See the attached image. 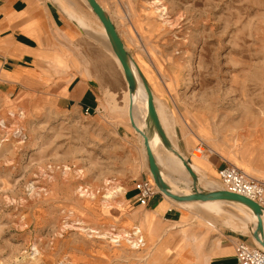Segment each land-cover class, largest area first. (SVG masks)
Returning <instances> with one entry per match:
<instances>
[{"label":"rangeland","instance_id":"obj_1","mask_svg":"<svg viewBox=\"0 0 264 264\" xmlns=\"http://www.w3.org/2000/svg\"><path fill=\"white\" fill-rule=\"evenodd\" d=\"M40 1L64 20L51 46L61 65L52 60L55 81H90L99 102L89 114L63 111L53 93L11 95L0 78V264L200 263L207 236L245 214L174 203L192 213L184 229L159 216L166 206L129 201L137 181L153 180L106 31L85 0ZM97 1L202 186L224 189L217 168L225 163L264 183V0ZM132 13L142 28L132 27ZM201 142L206 150L195 156ZM156 158L178 193L193 191L189 173L177 174L179 158Z\"/></svg>","mask_w":264,"mask_h":264},{"label":"crops","instance_id":"obj_2","mask_svg":"<svg viewBox=\"0 0 264 264\" xmlns=\"http://www.w3.org/2000/svg\"><path fill=\"white\" fill-rule=\"evenodd\" d=\"M63 24L60 12L55 10L53 5H44L40 0H0V78L4 84L2 88L11 95L19 90L48 91L55 95L60 110L89 108L94 111L98 107L99 99L96 88L90 81L78 77L64 80L62 83L55 81L52 60L59 64L56 62L57 57L53 59L54 49L51 46L55 44V30ZM209 163L214 165L213 161ZM176 170L181 178L186 177V167L184 171L178 167ZM135 195L136 191L133 190L128 195L129 201L135 199ZM174 203L176 202H171L158 193L149 205L152 211H162L161 207L166 206V210L159 213V216L171 225L173 222H183L185 229L190 225L192 213L186 212L185 208L181 211ZM217 204L234 205L229 202ZM233 207L242 212L237 206ZM247 222L248 225L246 219H243L238 225H225L211 233L205 242L207 255L200 263L191 261L189 264H238L236 245L243 241L251 246L257 245L252 235L253 222Z\"/></svg>","mask_w":264,"mask_h":264},{"label":"water","instance_id":"obj_3","mask_svg":"<svg viewBox=\"0 0 264 264\" xmlns=\"http://www.w3.org/2000/svg\"><path fill=\"white\" fill-rule=\"evenodd\" d=\"M86 1L89 7L91 8V10L100 20L103 28H105L110 46H112L115 56H117L119 62L122 65L123 72H124V79L126 80L128 84L129 96L131 98V102L129 106L131 126L134 130H136L137 133H140L144 139L143 145H144V150H146V155H147V166L153 177V181L155 185L158 186L159 190L164 196L178 203L186 204L190 202L207 203V201H230V202H237L240 204L242 203L245 204L247 207L251 209L252 213L257 218L255 229L254 231H252L253 238L256 243H258L259 245H262L264 248V207L243 195L240 196L228 190H225V191L224 190L222 191L221 190H208V189L204 190L200 188L199 177L196 174V172L192 169V167L189 166L190 162L185 161V159L180 154V152L174 149L172 142L170 141L167 133L164 131V128L160 121V117L157 114L152 91L148 85V82L144 79L141 72H138L140 80H142L143 85H144L146 97H148V100H147V104H148L147 115L149 119L148 132L150 133L151 136L157 133L161 139V142L164 148L170 152L172 151L183 162L184 166L186 167L187 171L189 172L192 178L193 192L190 193V195H181V194L175 193L171 189V187L167 185V183L165 182L163 178L161 167H159L156 161V158L154 156V152L153 150H151L149 136L143 131H140L138 129V127L136 126L134 122V117L132 115L133 113L132 96L134 95V93L136 92L138 88V80L136 79L135 73L133 72L131 56L126 50V47L123 44L119 36V33L117 32V29L114 28V25L111 21L110 16L107 14L106 11H104V9L101 7L99 2L97 0H86Z\"/></svg>","mask_w":264,"mask_h":264},{"label":"built area","instance_id":"obj_4","mask_svg":"<svg viewBox=\"0 0 264 264\" xmlns=\"http://www.w3.org/2000/svg\"><path fill=\"white\" fill-rule=\"evenodd\" d=\"M89 114V110L85 109ZM206 146L203 142L199 144L196 151L204 153ZM218 180L228 191L245 196L259 205L264 206V183L247 174L243 169L235 165L225 163L217 171ZM135 202L147 207L150 201L158 194L155 185L149 179H142L135 184ZM238 264H264V248L251 246L246 241L239 242L235 247Z\"/></svg>","mask_w":264,"mask_h":264},{"label":"bare ground","instance_id":"obj_5","mask_svg":"<svg viewBox=\"0 0 264 264\" xmlns=\"http://www.w3.org/2000/svg\"><path fill=\"white\" fill-rule=\"evenodd\" d=\"M86 1V0H85ZM87 2V1H86ZM88 4V3H87ZM89 6V5H88ZM90 8V7H89ZM103 8V7H102ZM91 9V8H90ZM92 11V10H91ZM105 11V10H104ZM94 13V12H93ZM95 15V14H94ZM96 16V15H95ZM129 17H130V21H131V24H132V27L136 30V25H138V27H140V28H142L141 27V25H140V22L138 21V19H137V17L135 16V15H133V13L132 14H129ZM96 18L98 19V17L96 16ZM99 20V19H98ZM100 21V20H99ZM101 23V22H100ZM130 24V23H129ZM102 25V24H101ZM103 27V26H102ZM105 29V28H104ZM106 31V30H105ZM106 35H107V33H106ZM138 37L140 38V39H142L143 40V36H141V34H139L138 33ZM108 38V37H107ZM109 41V40H108ZM109 45H110V43H109ZM111 49H112V46H111ZM127 50V49H126ZM112 52H113V49H112ZM114 53V52H113ZM115 55V54H114ZM115 59L117 60V62L118 63H120L119 62V60H118V58H117V56H115ZM131 63H132V68H133V72L135 73V76H136V79L138 80V88H137V90H136V92L134 93V95L132 96V98H133V113H132V115H133V117H134V122H135V124H136V126L138 127V129L140 130V131H143L144 133H146L148 136H149V140H150V146H151V150H153V152H154V156H155V158H156V154H158V153H160V152H164L166 155H168L169 157H177L178 158V156H176L172 151L170 152V151H168V150H166L165 148H164V146H163V144H162V142H161V139H160V137H159V135L157 134V133H155V134H153L152 136L150 135V133L148 132V128H149V119H148V115H147V106H148V104H147V100H148V97H146V92H145V89H144V85H143V82H142V80H140V77H139V75H138V72H141L140 71V69H139V67H138V65H137V63H135V61H134V59L131 57ZM120 65H121V63H120ZM121 68H122V65H121ZM122 72H123V68H122ZM142 74V73H141ZM143 75V74H142ZM123 77H124V72H123ZM144 77V76H143ZM145 79V78H144ZM125 80V79H124ZM147 81V80H146ZM127 86H128V84H127ZM152 91V90H151ZM152 94H153V92H152ZM154 97V96H153ZM126 98H127V113H128V115H129V106H130V102H131V98H130V96H129V91H127V93H126ZM154 101H155V97H154ZM155 107H156V110H157V114H158V109H157V105H156V102H155ZM159 115V114H158ZM159 117H160V115H159ZM129 118H130V115H129ZM160 121H161V118H160ZM130 123H131V120L129 121ZM161 123H162V121H161ZM162 126H163V124H162ZM163 128H164V126H163ZM136 131V130H135ZM164 131H165V129H164ZM166 132V131H165ZM137 133V132H136ZM167 133V132H166ZM138 135H139V137L141 138V145H142V150H144V145H143V142H144V139H143V137L141 136V134L140 133H137ZM168 135V134H167ZM169 137V136H168ZM171 141V140H170ZM173 144V143H172ZM173 147H174V145H173ZM174 149H176L175 147H174ZM176 150H178V149H176ZM179 151V150H178ZM180 152V151H179ZM144 153L146 154V150H144ZM180 154L183 156V158L185 159V161H190L187 157H185L181 152H180ZM201 154H203V152L202 153H199V152H195V156H201ZM156 161H157V158H156ZM146 162H147V155H146ZM182 162V161H181ZM158 163V162H157ZM183 163V162H182ZM184 165V164H183ZM190 166V165H189ZM148 167V166H147ZM185 167V166H184ZM191 167V166H190ZM149 169V168H148ZM192 169H193V167H192ZM161 170H162V168H161ZM194 170V169H193ZM195 171V170H194ZM149 172H150V170H149ZM196 172V171H195ZM189 173V172H188ZM196 174L198 175V177H199V184H200V188H202V189H204V190H207V188L208 187H210V183L208 184V183H206L205 184V188L202 186V181H201V178H200V176H199V174L196 172ZM150 175H151V173H150ZM162 175H163V178H164V180H165V182L167 183V185H169L170 187H171V189L175 192V193H178L177 192V187H176V185L175 184H173V183H171V181L169 182L165 177H164V175H165V173L163 172V170H162ZM190 175V174H189ZM151 177H152V175H151ZM191 177V176H190ZM152 180H153V177H152ZM191 181H192V178H191ZM203 182H205V181H203ZM202 183V184H201ZM153 184L155 185V183H154V181H153ZM204 185V184H203ZM156 186V188L159 190V188H158V186L157 185H155ZM214 189V190H218V189H215V188H213V187H210V189ZM211 189V190H212ZM219 190H228V189H226L225 187H224V189L223 188H221V189H219ZM160 191V190H159ZM161 192V191H160ZM190 193H192V192H190ZM178 194H181V195H190L189 193H184V194H182L181 192L180 193H178ZM166 197V196H165ZM167 198V197H166ZM169 199V198H168ZM170 200V199H169ZM171 202L173 201V200H170ZM173 202H175V201H173ZM218 202H229V203H231V204H234L235 206H237L242 212H244L246 215H245V217L247 218L246 219V223H247V225H248V220H251L252 222H253V225H254V227H253V231H254V229H255V225H256V223H257V218L254 216V214L252 213V211H251V209L249 208V207H247L245 204H240V203H237V202H230V201H207V203H218ZM176 203H178V202H176ZM191 203H200V204H207V203H201V202H190V203H180V204H183V205H190ZM262 206V205H261ZM264 207V206H263ZM250 222V221H249ZM250 233V232H249ZM256 246H259L260 248L261 247H263L262 245H259L258 243H257V245Z\"/></svg>","mask_w":264,"mask_h":264}]
</instances>
